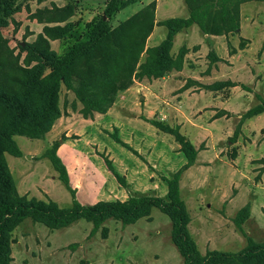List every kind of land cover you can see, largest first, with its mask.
Masks as SVG:
<instances>
[{"label": "rangeland", "instance_id": "rangeland-1", "mask_svg": "<svg viewBox=\"0 0 264 264\" xmlns=\"http://www.w3.org/2000/svg\"><path fill=\"white\" fill-rule=\"evenodd\" d=\"M152 1L154 0H137L135 4L122 9L111 21L112 28L118 27ZM13 3L14 12L9 17V23L0 31V78L19 74L16 66L28 67L29 57L23 47L35 43L40 35L46 37V26H64L72 23L76 28H83L95 17L101 16L106 7L104 0H14ZM56 8H63V12L57 11ZM171 10L173 12L174 8L168 10L165 16H157L158 19L180 17L171 13ZM187 10L189 11L188 7ZM239 14L240 28L223 35H213L221 36L214 39L218 41V47L211 50V45H206L201 56L197 57L198 62L192 61V67L198 65L201 72L212 73L218 62L226 61L220 56L227 58L238 53V49L247 48L246 44L252 41L251 50L254 51L251 54H264V1L249 0L240 3ZM51 17L67 18L61 22H50ZM166 34L167 28L158 27L151 44L161 36L164 39ZM148 39L146 48L158 46H152ZM48 41L56 52L64 51L65 43L61 39ZM179 43L180 41L174 50L171 49L174 59L182 49L178 50ZM212 54L217 59L213 60ZM146 58L145 50L139 58L138 66L143 64ZM225 63L227 67L224 66V71H231L228 68L230 62ZM33 65L35 62L31 63V66ZM173 71L177 70L171 72ZM151 80L152 78L147 77L141 81L135 79L133 85L136 81L146 83ZM173 81L177 84L176 76ZM219 82L226 81L216 83ZM213 84H200L201 88L196 92L209 89ZM164 88L166 89V86H162V92H158L163 94L162 108L155 111L153 119L161 121L159 116L163 118V114L167 115L166 119H163L164 124L172 128L178 127L179 132L190 142L195 141L200 149H204L209 141L216 150L223 148L222 162L217 165L226 168L228 172L236 155V149L232 145L236 138L235 128L231 130L225 127V135L223 126L197 128L201 132L189 126H182L183 121H180L177 113L169 110L171 93L167 90L166 92ZM126 91L117 95L107 113L94 112L92 117L85 118L81 113L82 102L73 91L62 86L59 99L61 117L56 121L54 130L42 139L16 136L23 157L6 154L19 194L26 199L45 203L56 202L62 208L71 207L74 199L84 205L127 201L133 196L167 199L168 187L164 178H171L183 168L187 163L186 156L181 152V146L172 134L161 132L144 120L145 89L139 86L133 94ZM210 102L207 96L200 95V106ZM61 118L67 120L64 126L59 121ZM90 120H94V123ZM114 133L132 150L137 151L138 155L117 143L112 137ZM56 143L60 146L66 145L65 157L68 158L65 161L72 188L75 190V198L59 180V173L49 159L44 157L45 151ZM72 154L74 156H71ZM103 156L111 160L115 171L125 179V185L120 184L109 171ZM213 168V163L204 162L192 169V175L188 174V168L182 173L180 183L181 197L186 203L190 217L188 229L199 251L202 254L208 251L237 253L244 249L248 240L236 225V218L241 209H246L249 216L242 222V230L255 243L264 244V221L258 217L261 210L257 209L254 219H251V206L244 205L247 199L242 202L241 198L237 202L233 200L237 190L231 181L226 179L224 182L227 172L222 168L223 175L219 182L223 193L216 199L211 197L210 186L217 182ZM189 176L194 177L196 183L199 182L198 187H193L194 194L191 191ZM198 195L206 197L207 201L201 202ZM210 202L211 205L207 206ZM12 239L14 264H183V258L173 244L169 216L154 207L147 215L132 223L123 224L121 221L110 220L97 232H93V224L86 220H80L66 228H50L28 219L14 230Z\"/></svg>", "mask_w": 264, "mask_h": 264}, {"label": "trees", "instance_id": "trees-1", "mask_svg": "<svg viewBox=\"0 0 264 264\" xmlns=\"http://www.w3.org/2000/svg\"><path fill=\"white\" fill-rule=\"evenodd\" d=\"M13 1L0 0V31L9 23V17L14 12ZM104 1L106 7L103 14L83 28H76L72 23L46 26L44 32L47 38L40 35L35 43L23 47L28 53V67L16 66L19 74L0 78V264H14L12 235L28 219L50 228H66L86 220L93 224V232H97L110 220L132 223L147 215L153 207L169 216L173 244L181 254L183 264H264V244L255 243L242 230V222L249 217L246 209H241L236 218L237 227L248 240L244 249L237 253L208 251L202 254L199 251L188 229L190 217L181 197L180 182L182 173L195 164L200 149L187 140L178 127H169L158 120L144 118L161 132L172 134L187 159L183 168L171 178H164L168 187L167 199L133 196L127 201L86 205L74 199L71 207L62 208L56 202L26 199L19 194L6 154L23 157L16 136L42 139L53 129L61 117L59 99L62 86L73 91L82 102L81 113L85 118L92 117L94 112L105 114L114 104L117 95L130 88L135 79H158L172 70L182 69L187 49L182 48L176 59L171 55L179 32L195 24L207 35L237 31L240 28L239 5L249 0H185L189 17L158 22V25L167 28V36L158 46L149 48H146V41L157 24L156 3L151 2L118 27L112 28L111 21L117 13L137 0ZM56 9L63 12V8ZM66 18L51 17L49 21L61 22ZM48 39H61L65 43L64 51L58 53L53 50ZM145 50L146 61L138 66L139 58ZM212 55L213 60L217 59ZM32 62L35 65L31 66ZM236 85L239 84L226 81L213 84L210 88ZM242 87L249 89L244 85ZM257 98L259 104L245 116L264 112V99L260 96ZM112 137L138 155L115 133ZM59 147L58 143L53 144L45 151L44 157L49 159L59 173V180L75 198L69 170L58 154ZM103 158L109 171L120 184L125 185V179L115 171L111 160Z\"/></svg>", "mask_w": 264, "mask_h": 264}, {"label": "crops", "instance_id": "crops-1", "mask_svg": "<svg viewBox=\"0 0 264 264\" xmlns=\"http://www.w3.org/2000/svg\"><path fill=\"white\" fill-rule=\"evenodd\" d=\"M152 2H156L155 20L157 24L148 39L150 44L152 39L156 37L157 28L164 27L159 26L158 22L167 20L158 19L157 16H165L168 14V10L174 8V11L172 12L171 10L170 12L174 15L176 14V16H180L179 18L189 17V11L187 10L184 0H154ZM148 4H145L143 7ZM219 38H221V36L203 34L196 24L184 29L176 35L172 47L174 50L175 45L180 41L178 50L181 48L187 49L182 70L170 72L162 78L152 79L146 83L144 81H136L126 92L133 94L135 89L138 90L139 86L147 91L143 92V94L146 95L143 113L147 119H153L155 111L162 108L163 94H158V92H162V86H166V89H164L171 93L172 98L169 102L171 107L169 110L177 113L176 115L180 118V121H183V124L180 123L182 126H189L191 129L195 128L197 131H200L197 128L205 126H223L222 130L225 132V135L227 133L225 127L231 128V130L235 128L236 138L235 143L232 145L236 149V155L228 172L226 168L217 165L222 162L221 155L224 151L223 148L220 147L216 150V148H213L209 144L211 141L206 143L204 149H200L199 145H197L195 141H192L194 146L200 150L195 164L191 166L187 172L189 175H192L191 171L194 167L204 162L209 164L213 163V171L217 182L211 184L210 195L212 198L216 199L223 193V190L220 188L221 182H219L223 175L221 171L222 168L223 171L227 172V177L224 179V182L226 179L231 181L234 184L233 187L237 190V195L233 200L237 202V200L241 198L242 200L240 202H242L244 199H247L244 205L250 204L251 219H254L255 211L260 209L261 215L258 217H260L261 221H264V112L251 117L245 116L251 108L259 104L257 96L264 99V54L261 56L251 54L254 51L251 50L253 47L252 41L246 44L247 48L242 50L238 49V53L231 54L227 56V58L220 56L221 59L230 62L228 68L231 71L229 72L224 71L223 68L224 66L227 67V64L225 63L226 61L224 62L222 60L214 67L212 73L201 72L198 65L192 67V61L194 63L198 62L197 57L201 56L206 45H211V50L218 47V41H214V39L216 40ZM164 39L163 36H161L151 45H159ZM260 43L262 45L263 42L261 41ZM196 47H198L197 50ZM175 76L178 79L177 84L173 83V78ZM218 81H232L239 85L233 87L226 86L219 89H201L199 93L196 92V90L201 88L200 84L211 85ZM242 85L249 89H244ZM171 89L173 92H171ZM203 94L207 96L211 102L208 105L200 106V95ZM195 114H197V116ZM162 116L163 118L159 116L161 122L164 121L163 119H166L165 117L167 115L165 116V114H163ZM59 121L64 126L67 120L61 118ZM90 122L94 123V120H90ZM65 148V144L61 145L58 149V154L66 164L65 159L68 157H65ZM71 156H74V154ZM203 158L212 160L210 162V160H203ZM189 180L192 185L191 191L193 192L195 191L193 187H198L199 182L196 183L194 177L191 176H189ZM180 183H182V180ZM180 187L182 186L180 185ZM198 196H200L199 199H201V202L207 201L206 197L202 198L201 195ZM210 205L211 202L207 204V206Z\"/></svg>", "mask_w": 264, "mask_h": 264}]
</instances>
